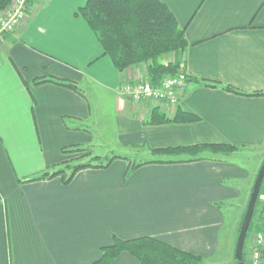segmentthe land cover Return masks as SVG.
<instances>
[{"label": "crops", "instance_id": "obj_1", "mask_svg": "<svg viewBox=\"0 0 264 264\" xmlns=\"http://www.w3.org/2000/svg\"><path fill=\"white\" fill-rule=\"evenodd\" d=\"M160 1L186 30L189 44L174 56L193 79L180 89L176 108L121 93L128 81L148 80V66L118 71L78 15L88 0H33L26 22L4 37L0 264H92L114 236L153 237L209 264L235 251L264 162V96L222 85L245 94L264 92V0ZM39 78L70 81L79 91L36 85ZM156 108L170 118L181 109L200 120L147 124ZM107 131L115 147L156 162L126 175L129 164L117 158L107 169L81 170L69 184L60 177L24 182L72 159L62 153L65 148L79 146L94 154ZM223 144L241 148L191 162L185 161L189 155L157 153ZM248 153L255 159L241 162ZM253 245L254 237L249 251ZM112 264L141 263L124 252Z\"/></svg>", "mask_w": 264, "mask_h": 264}, {"label": "trees", "instance_id": "obj_2", "mask_svg": "<svg viewBox=\"0 0 264 264\" xmlns=\"http://www.w3.org/2000/svg\"><path fill=\"white\" fill-rule=\"evenodd\" d=\"M12 2L13 0H0V13ZM78 15L86 20L101 43L104 55L112 60L119 72H125L134 66L146 64L148 66V80L146 81L153 85L158 86L166 78L177 76L183 77L187 82L193 80L188 78L185 62L181 58L165 62V56L184 54L189 44L186 38V30L179 25L173 12L162 1L88 0L86 5L79 9ZM46 82L79 91L77 85L70 81L55 78H39L34 81L36 85ZM204 82L206 86L212 88L219 86L216 83ZM222 88L244 95L264 96V92L245 94L228 85H222ZM199 120V117L185 113L181 109H178L176 115L170 118L156 108L147 124L161 125ZM240 148L237 145L227 144L194 145L159 150L157 153L169 154L170 156L189 155L190 159L185 161L191 162L203 159L206 153L230 156L237 153ZM87 150L79 146L63 149V154L80 156L50 167L24 182L51 180L60 177L64 184H69L81 170L88 168L107 169L115 159H127L121 156L103 157L94 155L92 152L85 154ZM155 162H129L126 175L146 164ZM167 163H173V161ZM260 233H264V181L245 242V264H249L250 260L249 244L252 238ZM124 252L130 253L141 264H209L205 257L180 250L153 237L125 240L116 236H114V242L111 245L103 247L101 257L92 264H112ZM233 259L234 264H237L235 251Z\"/></svg>", "mask_w": 264, "mask_h": 264}, {"label": "built area", "instance_id": "obj_3", "mask_svg": "<svg viewBox=\"0 0 264 264\" xmlns=\"http://www.w3.org/2000/svg\"><path fill=\"white\" fill-rule=\"evenodd\" d=\"M33 0H13L2 11L0 18V46L6 35L14 34L27 20L31 11ZM187 81L180 76L166 78L156 86L149 81H128L121 87V93L136 102L147 100L156 101L165 105H177L179 103V91L184 88ZM264 263V233L254 237V245L251 251L249 264Z\"/></svg>", "mask_w": 264, "mask_h": 264}, {"label": "rangeland", "instance_id": "obj_4", "mask_svg": "<svg viewBox=\"0 0 264 264\" xmlns=\"http://www.w3.org/2000/svg\"><path fill=\"white\" fill-rule=\"evenodd\" d=\"M173 60H174L173 54H171L169 56H165V62H170ZM170 106L176 108L178 106V104L177 105H170ZM111 140L113 141V136L111 135V133L108 131L106 133L104 132V135H101V137L99 138V142H98L99 147H95V149H94V152H95L94 155L97 154V155H100L103 157H112V156L126 157L127 159H125V160L127 161L128 164H129V162H133V163L134 162H140V161H144L148 158L153 157V156L145 155L144 153L139 152V151H132V150H128V149H119V148L114 146V144L111 142ZM87 153H89V151L85 152V154H87ZM79 156L80 155L74 154L72 156L73 157L72 159L77 158ZM250 158L255 159L254 155H252L251 153H248L244 156H241L239 158V160L241 162H243V161L250 160ZM72 159H69V160H72ZM69 160H67V161H69ZM252 249H253V246L250 249V251H252ZM233 252H232L231 257H226V258L222 257V258H219L217 260H214V264H234V259H233L234 253Z\"/></svg>", "mask_w": 264, "mask_h": 264}, {"label": "water", "instance_id": "obj_5", "mask_svg": "<svg viewBox=\"0 0 264 264\" xmlns=\"http://www.w3.org/2000/svg\"><path fill=\"white\" fill-rule=\"evenodd\" d=\"M264 181V162L257 174L252 192L250 194V198L247 205V210L243 217V221L241 224L240 232L237 238L236 248H235V259L237 260V264H245L244 260V247L247 238V234L254 216L255 207L257 204V200L261 191V187Z\"/></svg>", "mask_w": 264, "mask_h": 264}]
</instances>
